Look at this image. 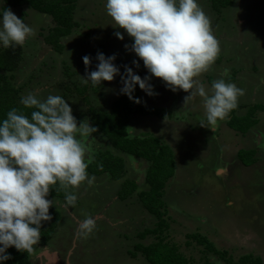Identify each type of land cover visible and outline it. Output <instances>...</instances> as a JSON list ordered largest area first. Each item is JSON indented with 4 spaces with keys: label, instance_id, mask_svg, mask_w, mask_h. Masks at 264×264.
<instances>
[{
    "label": "rangeland",
    "instance_id": "374dc122",
    "mask_svg": "<svg viewBox=\"0 0 264 264\" xmlns=\"http://www.w3.org/2000/svg\"><path fill=\"white\" fill-rule=\"evenodd\" d=\"M198 3L210 18L220 53L210 69L196 79L210 91L212 81L221 78L228 69L229 77L225 79L230 78L244 89L236 114H246L254 104L264 105V0H231L219 12L213 10L211 0ZM105 4L106 0L77 2L73 17L77 25L60 40L61 52L44 42L54 26L50 16L28 7L10 9L34 30L21 45L20 65L12 77L8 75L9 81L18 87V104L22 96L36 90L42 99L49 94L61 95L72 108L78 125L89 120L91 109L110 110L112 101L121 96L120 76L100 86L84 84L81 77H85L86 66L82 58L85 55L91 58L88 72L96 70L94 49L102 45L106 57L116 56L114 63L123 74L125 65L135 70L132 62L136 56L130 50V37L123 29L114 28ZM4 6L0 0V10ZM115 31L124 34L123 41L116 38ZM137 61L141 78L149 75L141 67L142 61ZM151 83L157 95L150 97L138 86L141 97L151 107L167 109L176 117L166 124L151 116L143 119L133 115L128 126L132 128L130 135H146L156 130L173 151L175 175L166 183L163 197L168 240L179 247L191 264H228L217 254L189 241L186 234L192 233L206 237L217 250L227 252L226 258L238 261L239 257L252 254L264 264V109L255 112L252 117L258 123L244 135L228 128L224 121L213 132L205 128L210 127L207 124L200 126L204 119L202 98L197 96L185 103L189 93L183 90L174 93L155 77ZM75 87L83 91L77 93ZM155 120L160 122L149 127ZM91 144L94 154L98 150H112L102 134L93 136ZM240 149L255 150L257 161L252 166H243L236 157ZM113 152L124 159L125 176L115 181L102 174L95 176L92 186L85 183L73 189L78 196L75 206L66 207L65 199H54L53 207L61 215L60 224L48 245L31 254L32 264H149L135 247L156 241L152 235L138 237L139 232L152 229L156 222L137 198V193L148 187L144 181L147 164L123 152ZM125 181H134L137 189L121 198ZM89 216L95 219V228L88 235H79L78 222Z\"/></svg>",
    "mask_w": 264,
    "mask_h": 264
},
{
    "label": "clouds",
    "instance_id": "9594fccd",
    "mask_svg": "<svg viewBox=\"0 0 264 264\" xmlns=\"http://www.w3.org/2000/svg\"><path fill=\"white\" fill-rule=\"evenodd\" d=\"M105 7L114 28L123 29L131 38L130 50L149 75L141 78L127 65L122 74L114 63L116 56L106 57L101 52L97 53L96 70L91 72L87 71L91 58H82L84 84L100 86L120 76V94L140 104L134 96L136 87L150 97L157 95L151 83L155 77L174 93H189L185 103L202 98L204 119L200 126L207 124L210 127L205 128L213 132L238 107L244 89L225 79L228 69L212 81L210 91L196 79L210 69L220 53L210 18L198 0H106ZM33 34L24 19L8 8L0 10V46L23 45ZM114 35L121 41L125 38L121 31ZM132 64L139 69L137 60ZM20 102L25 109H34L30 115L12 108L0 120V264L11 259L10 247L32 253L40 243L42 224L52 220L49 209L53 200L47 198L51 189L64 191L66 207L75 206L78 196L69 189L85 183L90 187L95 181L87 169L95 160L91 140L97 128L88 119L78 125L61 95L42 99L36 90L22 96ZM95 226V219L86 217L78 222V234L88 235Z\"/></svg>",
    "mask_w": 264,
    "mask_h": 264
},
{
    "label": "trees",
    "instance_id": "16d2710c",
    "mask_svg": "<svg viewBox=\"0 0 264 264\" xmlns=\"http://www.w3.org/2000/svg\"><path fill=\"white\" fill-rule=\"evenodd\" d=\"M79 0H3L5 6L2 8H19L28 7L40 14L51 17L54 26L49 29L48 34L44 37L45 44L51 46L54 51L61 52L63 45L60 40L70 35L71 30L77 24L74 21V12ZM212 8L220 11L222 7L231 4V0H211ZM132 40L129 39L131 46ZM106 53L105 47L97 45L94 54ZM134 54V53H133ZM135 55V54H134ZM135 57V56H134ZM138 60L137 57H135ZM22 60V46L18 45L14 48H3L0 50V120L6 118V113L12 108L18 109L26 115H30L34 109H25L22 104H18V87L9 81L8 75L12 77V73L18 68ZM141 62V61H140ZM141 67L144 68L143 62ZM141 76L139 69L133 70ZM77 93L83 91L75 87ZM80 95V94H79ZM134 96L141 100L140 104H136L128 99L126 95L119 96L110 105V110L105 109H89L90 124L97 128V132L93 136L102 134L108 141L112 150H98L94 162L89 165L87 171L89 175L99 176L108 174L113 180L121 179L126 174V163L122 157L114 154V151L123 152L134 158L144 161L147 164L145 173V184L148 186L145 190L137 193V198L143 209L156 218L152 229L146 228L138 233V237L145 238L152 235L156 241L148 244H136V249L144 255L145 260L149 264H191L188 258L179 252V247L171 243L167 238L168 225L165 220L167 216V208L163 201L166 183L174 177L175 160L173 151L164 142L152 134H129V123L133 115L151 116L160 120H170L173 113L166 109L155 108L149 106L138 92V86L134 92ZM86 104V103H85ZM264 105L254 104L247 109L246 114L238 116L236 109L232 110L229 116L223 120L228 128L240 133L246 134L257 123V119L252 116L256 111L263 110ZM150 133V132H149ZM239 162L245 166H252L256 160V151L253 149H240L236 153ZM102 166V167H101ZM58 187V185L56 186ZM137 189L134 181H125L123 189L120 191L121 198H125ZM73 192V189H69ZM50 200L65 199V193L62 190L55 191L51 189L47 197ZM49 213L52 220L44 222L41 227V240L32 253L17 251L14 247L7 249L11 259L4 264H32L30 256L34 252L48 245L53 238L56 228L61 221L60 212L51 207ZM189 241L203 246L206 251L217 254L218 257L228 264H262L260 257L247 254L239 257L238 261H234L231 257L226 258L227 252L217 250L208 239L197 233L186 234ZM190 243H188L189 245ZM134 255V254H133ZM208 264V263H203Z\"/></svg>",
    "mask_w": 264,
    "mask_h": 264
},
{
    "label": "crops",
    "instance_id": "0c3cea01",
    "mask_svg": "<svg viewBox=\"0 0 264 264\" xmlns=\"http://www.w3.org/2000/svg\"><path fill=\"white\" fill-rule=\"evenodd\" d=\"M168 109H170L171 110V108H168ZM173 116L174 117H176L175 116V114L173 113ZM147 117H149V116H142L141 118H147ZM173 118V117H172ZM171 118V119H172ZM171 119L170 120H160V121H162V122H164V123H166V124H171V122H173V120L171 121ZM177 119V118H176ZM151 120V119H150ZM159 120H155L156 122L155 123H152L149 127H151L152 128V125H154V124H157L158 122H160ZM166 121H168V123L166 122ZM146 127V126H145ZM151 134L152 135H154V136H156V137H159L163 142H165V140H164V138H162L159 134H158V132L156 131V130H154L153 129V132H151Z\"/></svg>",
    "mask_w": 264,
    "mask_h": 264
},
{
    "label": "flooded vegetation",
    "instance_id": "af4514ba",
    "mask_svg": "<svg viewBox=\"0 0 264 264\" xmlns=\"http://www.w3.org/2000/svg\"><path fill=\"white\" fill-rule=\"evenodd\" d=\"M41 256H42V257H44L45 259H47V258L45 257V255H44V254H42ZM49 264H50V263H49Z\"/></svg>",
    "mask_w": 264,
    "mask_h": 264
}]
</instances>
